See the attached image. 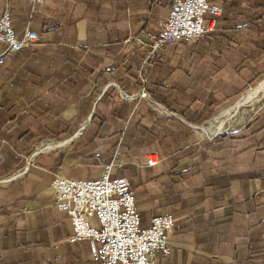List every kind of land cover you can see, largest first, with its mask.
Instances as JSON below:
<instances>
[{
    "label": "crops",
    "instance_id": "0c3cea01",
    "mask_svg": "<svg viewBox=\"0 0 264 264\" xmlns=\"http://www.w3.org/2000/svg\"><path fill=\"white\" fill-rule=\"evenodd\" d=\"M168 6L0 0V16L10 12L19 37L29 28L40 39L0 65V264H94L87 243L68 242L70 224L56 210L50 185L56 176L96 179L118 144L122 168L112 177L131 181L141 226L164 214L174 218L171 253L157 254L158 264H264V106L241 128L208 139L194 126L213 114L195 125L140 96L144 75L170 94L183 78L210 93L195 80L214 63L205 46L188 51L196 62L180 65L186 75L179 48L171 47L164 52L170 62L145 70L142 33L157 32ZM223 54L216 70L234 73ZM216 76L212 81L223 87L238 78L234 73L227 85ZM45 142L57 146L38 151ZM80 151L87 155L78 157ZM150 154L159 159L155 167L146 166Z\"/></svg>",
    "mask_w": 264,
    "mask_h": 264
},
{
    "label": "built area",
    "instance_id": "2783aa9c",
    "mask_svg": "<svg viewBox=\"0 0 264 264\" xmlns=\"http://www.w3.org/2000/svg\"><path fill=\"white\" fill-rule=\"evenodd\" d=\"M25 1L33 5L44 3V0ZM168 1L169 8L159 18L157 32L142 33L149 46L146 62L159 59L167 44L196 41L214 27V20L207 21V18H218L222 13L220 7L208 4L207 0ZM39 41V36L29 28L19 37L13 29L10 12L2 13L0 45L4 50L0 51V65L8 55ZM141 97L148 98L144 92ZM119 156L117 149L113 160L94 180L70 181L56 176L50 185L54 206L68 218L71 229L68 242L87 243L94 264H158L157 254L167 257L171 253L167 233L175 226L174 218L172 214H164L152 218L147 228L141 226L131 182L112 177L115 170L122 168V163L116 159ZM158 163L157 155L146 156L147 167Z\"/></svg>",
    "mask_w": 264,
    "mask_h": 264
},
{
    "label": "trees",
    "instance_id": "16d2710c",
    "mask_svg": "<svg viewBox=\"0 0 264 264\" xmlns=\"http://www.w3.org/2000/svg\"><path fill=\"white\" fill-rule=\"evenodd\" d=\"M207 2L210 5H219L222 13L218 18L208 17V20L213 19L215 22L214 31L206 33L202 36L201 43L198 41L190 47L198 49L197 46H205L213 51L211 58L214 63L220 60L225 53L226 58L234 64V73L238 76L235 84L225 87L220 83L215 84L211 79L218 73L214 63L205 73L196 74L202 76L204 85L210 89L209 94L199 87L196 81L186 80V78L181 79L172 87L177 89V94H170L169 88L165 87L162 81L157 84L152 81L151 77L147 79L146 75L142 76L140 82L141 92H144L149 99L170 112L186 117L195 125L208 120L222 101L238 97L243 91L257 84L264 76V0H207ZM205 40H207L206 43L202 45ZM187 46L186 44L165 45L159 59L146 62L145 70L152 67L155 61L161 64L170 62L165 57V48L183 47L184 49ZM240 47H245V49L241 51ZM180 63L185 64L184 61ZM183 71L186 75V70ZM197 78L196 76L195 80ZM159 124L160 122H157V125ZM82 138H87L86 134ZM115 148L120 151V144ZM86 155V151L77 152L80 158Z\"/></svg>",
    "mask_w": 264,
    "mask_h": 264
},
{
    "label": "bare ground",
    "instance_id": "6f19581e",
    "mask_svg": "<svg viewBox=\"0 0 264 264\" xmlns=\"http://www.w3.org/2000/svg\"><path fill=\"white\" fill-rule=\"evenodd\" d=\"M264 104V79L254 88L248 90L244 96L232 107L217 113L215 119L206 126H194L198 135L211 139L216 134L230 129H236L248 120ZM247 112V115H244ZM247 123V122H246ZM53 142L42 143L38 151H47L56 147Z\"/></svg>",
    "mask_w": 264,
    "mask_h": 264
},
{
    "label": "rangeland",
    "instance_id": "374dc122",
    "mask_svg": "<svg viewBox=\"0 0 264 264\" xmlns=\"http://www.w3.org/2000/svg\"><path fill=\"white\" fill-rule=\"evenodd\" d=\"M216 6H218V7H220L219 5H216ZM221 8V7H220ZM208 19L209 18H207V21H208ZM210 20H212V19H210ZM213 30V29H212ZM212 30H210V31H208V32H211ZM208 32H206V33H208ZM205 33V34H206ZM204 34V35H205ZM203 35V36H204ZM201 40H202V37H200L199 39H197L196 41H194V42H192V43H190V44H186V45H188L187 46V48H184V50H181V48H183V47H179V50L176 52V54L178 55V57L180 58V59H183L182 61H184L185 62V64H182V63H180L179 64V68H180V70L182 69L181 68V66H183L184 65V67L186 68V65H187V61H186V59H188L189 57H188V51L189 50H191V48H192V50L194 49L195 50V48H193V46L192 47H190L191 45H193V44H195V43H197L198 41H199V43H201ZM206 41L207 40H205V41H203V43L205 44L206 43ZM204 44H202V45H204ZM200 47H202V46H197V48L199 49ZM203 48V47H202ZM152 60V59H151ZM150 60V61H151ZM189 61L191 62V63H195L196 62V60L193 62V60H192V56L189 58ZM181 65V66H180ZM198 68H200V69H205V66L201 63V64H198ZM233 76H234V73L230 70H228V69H226V70H224V71H220V73H218V75L214 78V79H221V80H223L224 81V83L225 84H227L228 82H232V80H233ZM264 79V76L260 79V81L257 83V84H255V85H253V86H251V87H249L247 90H245V91H243L238 97H234V98H230V99H227V100H224V101H222V103L220 104V106L219 107H217L216 108V110L214 111V113H213V116H212V119L209 121V122H207V123H205V124H202V125H200V126H206V125H208L210 122H212L214 119H215V117H216V115H217V113L218 112H220V111H222V110H224V109H226V108H228V107H232L233 105H235L243 96H244V94L248 91V90H250L251 88H254L256 85H258L262 80ZM197 80H203V78H202V76L200 75V76H198V78H197ZM228 85V84H227ZM141 96V95H140ZM142 98V97H141ZM264 106V104L262 105V107ZM154 107H156L155 105H154ZM261 107V108H262ZM260 108V109H261ZM158 109V108H157ZM259 111V110H258ZM257 111V112H258ZM257 112H255V113H257ZM254 113V114H255ZM253 114V115H254ZM244 115H247V112H244ZM252 115V116H253ZM251 116V117H252ZM251 117H249L248 118V120L246 121L247 123L249 122V120L251 119ZM246 122H244L241 126H239L238 128H236V129H233V130H237V129H239V128H241L242 126H244L245 124H247ZM232 129H230V130H227V132L228 131H231ZM200 137L201 138H204L203 136H201L200 135ZM55 142V141H54ZM56 142H58V143H60V142H64V141H56ZM115 152H116V150H115ZM119 154H120V151H119ZM114 155H115V153H114ZM13 178V177H12ZM12 178H11V180H12ZM131 182V181H130ZM132 184V183H131ZM133 186V185H132Z\"/></svg>",
    "mask_w": 264,
    "mask_h": 264
},
{
    "label": "water",
    "instance_id": "95a60500",
    "mask_svg": "<svg viewBox=\"0 0 264 264\" xmlns=\"http://www.w3.org/2000/svg\"><path fill=\"white\" fill-rule=\"evenodd\" d=\"M226 132H227V131H226ZM226 132L216 134L213 138H215V137L218 136V135L224 134V133H226ZM213 138H212V139H213ZM71 141H72V140L69 139V140L65 141L64 143H69V142H71Z\"/></svg>",
    "mask_w": 264,
    "mask_h": 264
}]
</instances>
